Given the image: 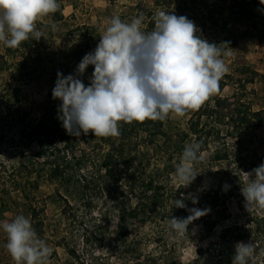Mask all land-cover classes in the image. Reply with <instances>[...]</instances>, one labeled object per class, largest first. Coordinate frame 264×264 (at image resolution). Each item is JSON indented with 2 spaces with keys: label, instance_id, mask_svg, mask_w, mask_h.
Segmentation results:
<instances>
[{
  "label": "rangeland",
  "instance_id": "obj_1",
  "mask_svg": "<svg viewBox=\"0 0 264 264\" xmlns=\"http://www.w3.org/2000/svg\"><path fill=\"white\" fill-rule=\"evenodd\" d=\"M160 2L163 4L156 6L154 0H59L64 20L55 23L57 26L55 31L47 26L39 27L37 24V27L43 32V37L38 41L29 39V46L23 51V54H17L13 59V61L27 59L26 73L28 76H25L21 82V104L19 106L15 103L11 104L10 111L7 109L3 111L1 108V99H3L1 89L3 86L6 87L9 76L6 71L0 72V132L2 133L0 162L11 170L21 159L31 160L35 149L27 142L24 145H17L15 137L19 133V128L17 124L10 121L12 112L16 107H20L22 111H26L29 120L34 125L47 122L48 117L53 115L52 109L61 104V101L52 97L57 72H61L65 76L75 74L82 58L95 49L97 41L109 26L112 17L118 16L122 21L130 22L133 17L143 14L142 30L148 32L154 27L153 16L157 11L186 16L196 24L202 38L216 44L227 42L228 46L224 47H227L231 52L230 56L223 58L228 71L221 79L225 86L221 90L220 97L226 98L227 102L223 109H219L221 114L228 117L220 121L215 120L214 117L200 119L202 124L205 121L210 132L213 131L214 137L209 138L208 146L200 152L201 160L194 166V170L198 174L196 179L189 186L184 187V182L180 181L176 175V168L181 157L178 151H180V147L186 143H192L194 139L189 131L191 121L197 120L194 111H188L183 117L170 114L169 118L162 121L161 135L152 136L148 132L140 130L127 139L116 137L115 146L126 144V153L130 154L127 160L131 161L133 167L143 169L146 174L153 169L161 170L168 165L167 172L169 173L160 174L159 180L184 197L193 194L199 198L205 192L218 191L224 183H229L234 179L237 181V188L232 191L230 196H226L227 194L224 193L222 199L229 219L216 225L210 233L205 230L206 223L210 225L217 220L216 212L220 211V208L218 210L207 208L210 209L208 214L193 221L188 226V231L183 234L169 229L168 212L163 209L157 215H153L144 226L130 221L124 224L123 229L131 235L137 234V238L142 240L147 252L154 250V239L159 238L167 243L168 249L175 245L176 256L179 257L181 263L188 264L196 256L195 251L199 245L206 247L209 242L218 239L220 228L223 225L244 221L240 211L241 205L244 204V197L241 195L240 189L247 179L244 172H249L264 162V127L256 130L247 129L244 133L242 132L241 138L237 139L227 135L232 131V122L229 119L230 110L234 107L246 105L243 107H250L252 111L264 109V42L242 36L248 23L235 20L236 18L231 12V8L234 6L233 0H160ZM50 18H41L38 22L51 25ZM82 25L96 28L99 38L95 37V33L90 34L86 29L76 30L77 26ZM70 47L74 49L73 52L68 51ZM62 51L68 52V56L64 55L66 53L63 54ZM2 54H4V45L0 43V55ZM39 55H41V62L38 60ZM5 60L11 62L9 58H5ZM93 70V66L89 65L81 77L85 85L89 84ZM254 72L257 73V76H253ZM252 78L253 81L249 82ZM7 99L8 96H4V100ZM236 99L239 100V104ZM229 104L230 107H228ZM207 105H210V108L213 107L212 102H208ZM148 127L153 129L152 125ZM216 131H219L218 139ZM99 138L89 133L87 135L89 142H82L78 139V143H80L81 149L91 153L94 157L98 152L104 155L108 151V147L100 145ZM215 149L219 150L221 155H227L226 160L213 158L212 153ZM134 160L135 162H133ZM121 169L126 170L128 174L131 171L128 170V165H123L117 169L116 174L121 173ZM22 175L32 181L35 179L31 170H27ZM153 175L156 174L153 173ZM143 177L141 176L140 179ZM37 182V190L25 188L26 193L30 192L27 194L30 195L29 199L22 194L21 190L10 189V186H8V194H0V221L11 220L18 214H23L31 219L28 204H32L39 210L38 219L43 222L41 228L32 225L38 236L53 249L47 264H73L65 247L72 248L78 255H81L84 251L82 241L84 223H88L91 218L95 220V223L101 219V224L104 223L106 228L109 227V230L100 232L102 236H98L94 242V252L100 258L110 261V264H120L118 255L114 253L110 257L113 246L111 243L115 237L111 236L110 231L117 230L119 216L115 206L122 199V195L123 197L128 196L127 199H124L127 207H132L135 203L129 192L126 178L121 181L119 186L111 181L114 186L108 187L109 191H105L102 196L99 195L98 190L89 191L88 198L91 202L92 214H88L84 221L82 219L72 221L68 218L70 217L69 210L66 215L64 214V202L61 197L68 198L73 205H75V201L69 199L65 190L56 181L49 180L45 175H42L37 179ZM92 183L101 186L105 182L95 179V182ZM128 199L131 200L130 206ZM186 201L190 203L187 208L194 207L191 204V199H185ZM203 204L205 205V202ZM201 209L206 208L202 207ZM188 215L189 212L185 208L181 218H186ZM5 243L6 236L0 229V264H15L4 247Z\"/></svg>",
  "mask_w": 264,
  "mask_h": 264
},
{
  "label": "clouds",
  "instance_id": "obj_2",
  "mask_svg": "<svg viewBox=\"0 0 264 264\" xmlns=\"http://www.w3.org/2000/svg\"><path fill=\"white\" fill-rule=\"evenodd\" d=\"M264 5V0H259ZM59 0H0V43L17 48L22 42L40 40L37 27L41 18L54 15ZM144 16L130 22L112 17L95 49L78 64L75 74L57 72L53 99L61 101L58 119L69 135L79 137H119L121 122L132 124L146 120L164 121L170 114L183 117L199 110L220 86L228 67L224 57L230 56L227 42L216 44L198 34L196 24L183 15L157 11L151 31L142 30ZM53 31L56 24L50 25ZM94 70L85 85L81 77L88 66ZM202 142L193 141L183 147L176 175L189 186L197 175L194 166L200 162ZM241 186L245 208L264 209V162L249 172ZM226 191L230 186L225 184ZM193 194L177 198L176 208H186V218L172 216L167 222L178 234L188 231L195 220L210 209L187 208ZM6 236L4 245L15 264H47L53 249L41 239L30 218L18 214L0 221ZM255 253L250 242H237L232 264H249Z\"/></svg>",
  "mask_w": 264,
  "mask_h": 264
},
{
  "label": "trees",
  "instance_id": "obj_3",
  "mask_svg": "<svg viewBox=\"0 0 264 264\" xmlns=\"http://www.w3.org/2000/svg\"><path fill=\"white\" fill-rule=\"evenodd\" d=\"M233 2L234 6L231 8V12L234 18H236L235 20L248 23L242 36L244 38L256 39L258 42H264V5H261L259 0H233ZM154 3L156 6L163 4L160 0H154ZM50 17L51 22L56 24L64 20L62 7ZM37 24L39 27L47 26V28L51 29L50 24L46 25L43 22H38ZM83 29L89 31L90 34L95 33V37L99 38L97 29L94 27L85 25L76 27V30L81 31ZM198 34L201 35L200 33ZM27 46H29L28 41L22 42L19 47L14 49L4 46V54L0 55V72L6 71L9 76V79L6 81V87L3 86L1 89V93L3 94L1 108L3 111L4 109L10 111L11 104L15 103L18 106L21 104V82H23L25 76H28V73H26L28 63L27 59L21 61H13V59L16 58L17 54H23ZM68 51L73 52L74 49L70 47ZM62 53H66L64 55H67L68 52L62 51ZM40 56L38 60L41 62ZM5 58H9L11 62L5 60ZM252 74L253 76H257L256 72ZM252 81L253 78L249 82ZM224 86L225 83L221 80L218 92L199 110L194 111L197 120L191 121L189 131L194 136L193 141L202 142L201 150L208 146L209 138L214 136L213 131L210 132V129H207L205 121L202 124L200 119L202 117L206 119L214 117L215 120L220 121L228 117L219 112V109H223L227 102L226 98L222 99L220 97ZM4 96H8V99L4 100ZM208 102H212L213 107L210 108V105H207ZM237 102L239 104V100ZM230 106L229 104L228 107ZM243 106L246 105H238L230 110L229 120L232 122V131L227 135L228 137L241 138L242 132L244 133L247 129L256 130L264 127V109L252 111L250 107ZM12 113L10 121L15 125L17 124L19 128V133L15 137L17 145H24L27 142L34 147L35 153L32 155L31 160L26 159L25 161L23 158L11 170L0 162V194H8V186H10V189L21 190L22 194L29 199L30 195L27 194H30V192L26 193L25 188L37 190V179L45 175L47 179L56 181L65 190L69 199L75 201V205H73L68 198L63 199L61 197V200L64 202V214L66 215V212L69 210L70 217L68 218L72 219V221L81 219L84 221L88 214H92L91 202L88 198L89 191L98 190L99 195L102 196L105 191H109L108 187L111 186L112 188L114 183L116 186H119L121 181L126 178L129 192L133 196L135 203L132 207H127L124 199H127L128 196L123 197L122 195V199L115 206L119 222L117 230L110 231L111 236H115L112 243L110 242L113 244L110 257L114 253L118 255L120 264H183L179 257L176 256L175 245L168 249L165 241L156 238L154 239V250L147 252L142 240L137 238V234L131 235L123 229L124 224L128 221L137 222L139 225L144 226L153 215H157L162 209L168 212V219L172 216L177 218L183 216L185 208L175 207V201L182 196L159 180L160 174L168 171V165L161 170L153 169L150 173L146 174L143 169L133 167L130 160L128 164L127 157H130V154L126 153L125 147L127 145L121 144L119 147H116V137H100V145H106L108 151L104 155L98 152L95 157L92 156L91 153H87V151L81 149V145L78 143V139L82 142H89L87 136L83 134L79 137L69 135L62 127V122L58 119L59 107H54L52 109L53 115L48 117L47 122L40 125H34L29 120L26 111H22L20 107H16ZM151 125L153 129L148 127ZM161 127L162 121L159 120H146L142 123L133 122L132 124L121 122V134L119 137L127 139L140 130H144L152 136H158L162 134ZM215 134L218 139L219 131H216ZM1 140L2 133L0 132V146ZM183 147H180V151H178L180 154ZM212 154V157L218 160H226L227 158V155H221L217 149ZM121 158L122 160H120ZM123 165H128V170H131L128 174L126 170L121 169L120 172L124 177L121 173L116 174L117 169ZM27 170H31L35 175L34 181L22 175ZM153 173L156 175H153ZM157 175L159 176L157 177ZM141 176L144 177L140 179ZM95 179L97 181L102 180L105 183H101V186L98 184L97 186L92 183L95 182ZM236 183L235 179L229 183H224L219 187L218 191L212 193L205 192L201 195L198 198L197 204L191 202L192 206L200 209L202 207H210L217 210L220 208V211L216 212L217 220L213 221L210 225L206 223L205 230L207 233L212 232L216 225L229 219L224 200L222 199L225 194H227L226 196H230L232 191L237 188ZM225 184L230 186L226 191L223 187ZM127 201L130 206L131 200L128 199ZM204 202L205 205L203 204ZM185 204L189 206L190 203L186 201ZM28 207L32 224L34 227L39 226L41 228L43 222L38 219L39 210L33 207L32 204H28ZM240 211L243 214L244 221L242 223L223 225L220 228L218 239L209 242L208 245L205 244L206 247L199 245L195 251L196 256L188 264H232L235 245L240 241L245 243L251 241L255 246V253L249 260V264H264V209L253 207V209L247 210L245 204H243L240 207ZM94 221L91 218L88 223H84L82 229L84 251H82L81 255H78L74 249L65 247L67 255L73 260V264H110V261L100 258L94 252L93 247L97 237L102 236L100 232L109 230V227L106 228L104 223L101 224V219H98L97 223ZM196 241L198 243V240Z\"/></svg>",
  "mask_w": 264,
  "mask_h": 264
}]
</instances>
